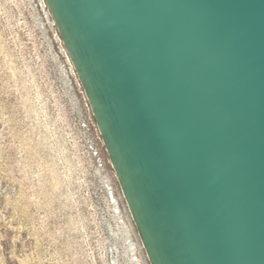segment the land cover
Listing matches in <instances>:
<instances>
[{
    "label": "water",
    "instance_id": "1",
    "mask_svg": "<svg viewBox=\"0 0 264 264\" xmlns=\"http://www.w3.org/2000/svg\"><path fill=\"white\" fill-rule=\"evenodd\" d=\"M151 264H264V0H46Z\"/></svg>",
    "mask_w": 264,
    "mask_h": 264
},
{
    "label": "rangeland",
    "instance_id": "2",
    "mask_svg": "<svg viewBox=\"0 0 264 264\" xmlns=\"http://www.w3.org/2000/svg\"><path fill=\"white\" fill-rule=\"evenodd\" d=\"M0 264H151L46 0H0Z\"/></svg>",
    "mask_w": 264,
    "mask_h": 264
}]
</instances>
